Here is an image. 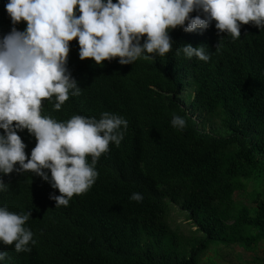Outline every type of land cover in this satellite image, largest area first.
<instances>
[{
    "label": "trees",
    "instance_id": "16d2710c",
    "mask_svg": "<svg viewBox=\"0 0 264 264\" xmlns=\"http://www.w3.org/2000/svg\"><path fill=\"white\" fill-rule=\"evenodd\" d=\"M214 23L202 32L171 30L169 53L131 65L80 60L76 40L69 42L67 68L81 93L59 111L43 101L41 115L66 121L109 112L127 128L119 146L110 143L98 158L93 185L66 207H55L49 195L58 190L30 172L0 175L8 184L0 206L30 211L24 226L36 241L27 253L0 244L7 253L0 264H200L201 254L232 246L254 254L246 264H264V31L245 24L233 41L217 36ZM184 44L205 46L209 60L177 56ZM206 112L219 116L226 136L199 127ZM173 114L185 120L182 131L171 126ZM17 134L27 160L35 139ZM173 207L194 228L189 250L169 227Z\"/></svg>",
    "mask_w": 264,
    "mask_h": 264
},
{
    "label": "clouds",
    "instance_id": "9594fccd",
    "mask_svg": "<svg viewBox=\"0 0 264 264\" xmlns=\"http://www.w3.org/2000/svg\"><path fill=\"white\" fill-rule=\"evenodd\" d=\"M4 8L0 31L8 32L0 37V175L38 176L58 190L60 195H49L55 207H66L74 194L93 185L98 158L110 143L119 146L127 128V120L109 112L99 119L73 115L66 121L41 115L43 101L59 111L69 96L81 93L67 68L69 42L76 40L80 60L100 66L118 58V64L131 65L169 53L174 44L169 32L178 27L202 32L214 21L217 36L224 33L233 41L245 24L264 31V0H7ZM175 53L204 62L210 58L205 46L184 44ZM170 124L180 131L186 127L175 114ZM24 130L35 139L27 160L17 134ZM7 190L0 180V192ZM130 199L139 203L143 196L132 193ZM29 218L30 211L17 214L0 206V244L30 252L29 244L36 241L24 226ZM6 256L0 251V261Z\"/></svg>",
    "mask_w": 264,
    "mask_h": 264
},
{
    "label": "rangeland",
    "instance_id": "374dc122",
    "mask_svg": "<svg viewBox=\"0 0 264 264\" xmlns=\"http://www.w3.org/2000/svg\"><path fill=\"white\" fill-rule=\"evenodd\" d=\"M184 100L186 98V93L184 94ZM201 113V112H200ZM204 113H201V116H203ZM196 116H199L198 113ZM200 118V116H199ZM199 127L205 131L212 133L219 137H224L228 134V131L223 127L221 124L220 118L218 115H216L215 112L208 113L204 115L203 118L199 119ZM247 191H252V185H249L247 187ZM244 202H247L248 199H243ZM177 207H173L169 214V227L170 229L176 233V235L180 238H182L183 242L179 241L180 249H183L184 247L189 250L193 245H195V242L187 241L190 237H195L193 234L194 228L185 220V217L183 214L177 213ZM210 250L208 252L203 253L200 255V264H246V262H249L254 256V254H249L241 247L238 246H232L229 249H223L218 248ZM263 251L261 247H258L255 251V256H262ZM202 256V257H201Z\"/></svg>",
    "mask_w": 264,
    "mask_h": 264
},
{
    "label": "crops",
    "instance_id": "0c3cea01",
    "mask_svg": "<svg viewBox=\"0 0 264 264\" xmlns=\"http://www.w3.org/2000/svg\"><path fill=\"white\" fill-rule=\"evenodd\" d=\"M249 254H251V253H249ZM251 260H252V258H251Z\"/></svg>",
    "mask_w": 264,
    "mask_h": 264
}]
</instances>
